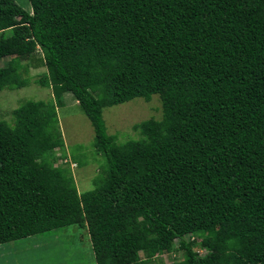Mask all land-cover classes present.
Here are the masks:
<instances>
[{
  "label": "trees",
  "instance_id": "1",
  "mask_svg": "<svg viewBox=\"0 0 264 264\" xmlns=\"http://www.w3.org/2000/svg\"><path fill=\"white\" fill-rule=\"evenodd\" d=\"M28 4L0 0V90L39 51L37 82L72 94L104 174L78 193L52 165L56 106L24 101L0 119V244L75 226L92 264H264V0ZM151 94L161 118L116 143L101 109ZM173 242L181 259H153Z\"/></svg>",
  "mask_w": 264,
  "mask_h": 264
},
{
  "label": "rangeland",
  "instance_id": "2",
  "mask_svg": "<svg viewBox=\"0 0 264 264\" xmlns=\"http://www.w3.org/2000/svg\"><path fill=\"white\" fill-rule=\"evenodd\" d=\"M13 1L29 11L28 0ZM8 59L9 57L0 58V67L4 66ZM20 65V76L27 79V84L19 88H1L0 119L12 125V111L24 101H51L56 106L57 126L62 141L61 147L52 150V165L71 174L78 193L92 189L104 171L103 158L92 146L93 129L89 120L70 92L61 93L58 102L49 86L43 87L37 82L45 72L39 51L21 59ZM56 103L60 105L57 106ZM101 115L106 132L114 135L115 142L120 144L137 137V133L132 130L133 124L149 118H161L160 99L157 94H151L148 100L134 97L103 107ZM190 238L194 242L199 241L198 236ZM175 244L173 242V250L158 254L153 259L165 263L181 259L180 252L175 250ZM194 248L200 253L203 252L198 247ZM139 254L142 258V254ZM89 258L87 233L83 227L64 226L0 244V264H89Z\"/></svg>",
  "mask_w": 264,
  "mask_h": 264
},
{
  "label": "crops",
  "instance_id": "3",
  "mask_svg": "<svg viewBox=\"0 0 264 264\" xmlns=\"http://www.w3.org/2000/svg\"><path fill=\"white\" fill-rule=\"evenodd\" d=\"M85 233H86V232H85ZM87 242H88V238H87ZM37 246H38V242H37ZM38 247H39V246H38ZM89 248H90V246H89ZM89 250H90V249H89ZM89 264H92V263L89 262Z\"/></svg>",
  "mask_w": 264,
  "mask_h": 264
}]
</instances>
